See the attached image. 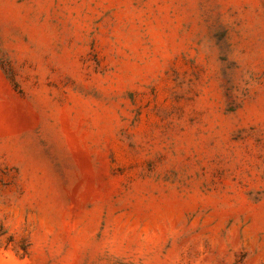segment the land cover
<instances>
[{"label": "rangeland", "instance_id": "rangeland-1", "mask_svg": "<svg viewBox=\"0 0 264 264\" xmlns=\"http://www.w3.org/2000/svg\"><path fill=\"white\" fill-rule=\"evenodd\" d=\"M0 264H264V0H0Z\"/></svg>", "mask_w": 264, "mask_h": 264}]
</instances>
